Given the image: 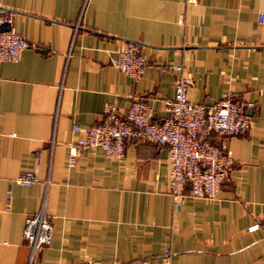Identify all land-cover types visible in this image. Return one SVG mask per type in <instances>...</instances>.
<instances>
[{
    "label": "crops",
    "instance_id": "0c3cea01",
    "mask_svg": "<svg viewBox=\"0 0 264 264\" xmlns=\"http://www.w3.org/2000/svg\"><path fill=\"white\" fill-rule=\"evenodd\" d=\"M0 6L28 43L0 62V264H264V0ZM125 39L146 60L136 79L109 64ZM173 64L192 78L189 101L229 92L250 120L243 134H206L232 157L216 198L173 204L167 147L151 141L131 138L119 158L84 147L68 164L67 145L81 135L71 124L97 122L106 103L123 112L142 98L161 120ZM24 170L35 172L29 185L13 180ZM40 206L50 240L28 259L22 222Z\"/></svg>",
    "mask_w": 264,
    "mask_h": 264
},
{
    "label": "built area",
    "instance_id": "2783aa9c",
    "mask_svg": "<svg viewBox=\"0 0 264 264\" xmlns=\"http://www.w3.org/2000/svg\"><path fill=\"white\" fill-rule=\"evenodd\" d=\"M261 18L262 14L258 13V19ZM10 21L11 13L0 6V25H8L0 28V62L16 61L28 44L22 35L13 30ZM109 64L136 79L142 74L146 60L137 51L135 43L125 39L109 58ZM171 67L175 71L173 90L170 97L162 99L165 115L161 120L153 119L152 106L142 98L132 100L123 112L106 103L97 122L71 124V131L81 135L67 145L68 164L74 162L77 153L84 147H97L105 156L119 158L124 143L131 138L151 141L167 147V192L173 204L184 194L216 198L232 157L225 148L212 144L206 134H243L250 126L249 117L244 112V104L233 99L229 92L207 105L189 101L186 90L192 81L190 74L180 64ZM35 179L32 170L21 171L13 178L21 185H29ZM257 226L253 223L246 229L253 230ZM50 230L42 206L24 216L21 236L28 249V259L35 250L49 242ZM162 259L165 261V256ZM111 264L150 263L147 259H139L133 263L114 260Z\"/></svg>",
    "mask_w": 264,
    "mask_h": 264
},
{
    "label": "water",
    "instance_id": "95a60500",
    "mask_svg": "<svg viewBox=\"0 0 264 264\" xmlns=\"http://www.w3.org/2000/svg\"><path fill=\"white\" fill-rule=\"evenodd\" d=\"M8 25L7 24H1L0 28H6Z\"/></svg>",
    "mask_w": 264,
    "mask_h": 264
}]
</instances>
